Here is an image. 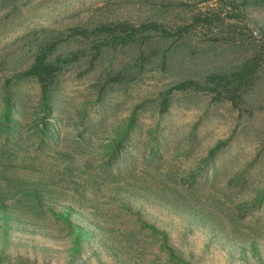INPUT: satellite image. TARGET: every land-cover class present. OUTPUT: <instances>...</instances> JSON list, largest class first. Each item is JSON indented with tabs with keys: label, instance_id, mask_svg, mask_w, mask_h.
Here are the masks:
<instances>
[{
	"label": "rangeland",
	"instance_id": "374dc122",
	"mask_svg": "<svg viewBox=\"0 0 264 264\" xmlns=\"http://www.w3.org/2000/svg\"><path fill=\"white\" fill-rule=\"evenodd\" d=\"M254 1L0 0V116L7 89L20 122L16 142L0 137V180L31 167L41 195L36 214L0 200V264H264V70L240 112L202 94H180L165 115L156 108L174 81L226 70L248 54L249 41L260 43L264 6ZM198 11H217L223 27L196 26L170 44L166 70L153 66L138 80L109 85L102 99L98 79L126 54H109L87 72L84 61L65 69L51 102L55 135L46 143L33 125L43 116L38 84L6 85L46 31L147 18L174 28ZM133 111L128 153L105 171ZM193 173L201 178L189 193L184 181Z\"/></svg>",
	"mask_w": 264,
	"mask_h": 264
},
{
	"label": "trees",
	"instance_id": "16d2710c",
	"mask_svg": "<svg viewBox=\"0 0 264 264\" xmlns=\"http://www.w3.org/2000/svg\"><path fill=\"white\" fill-rule=\"evenodd\" d=\"M13 2L14 0H11V5ZM254 2L264 6V0ZM222 21L220 13L217 11H198L192 16L191 23L183 22L174 28L168 26V23L162 19L147 18L140 22L127 19L98 20L90 24L75 25L63 31H46L45 35L35 42L29 64L14 71L11 77L7 78L6 85L11 84L15 89H18L23 82L34 81L38 84V111L43 116L33 125L39 136L37 139L41 143H46L55 135L54 122L50 119L51 102L60 75L65 69L84 61L86 63L85 72H87L94 69L97 64H103L109 54L118 52L126 54L127 59H124L120 64L110 62L108 67L110 70L104 77L98 79L96 94L102 99L109 85H123L138 80L146 70L153 66L166 70L167 63L172 62L171 56L174 52L170 44L188 38L198 25H206L205 27L210 31L214 28H222ZM234 26L230 25L231 29L234 30ZM260 37V43L255 41L247 43L250 47L248 54L230 68L212 71L198 78L184 77L166 87L164 91L160 92L156 103L158 114L168 113L174 98L178 96L180 98V94H202L208 96L212 102H229L234 109L240 112L246 101V96L255 88L260 74L264 70V29L261 30ZM224 40L229 42L228 38ZM159 42L165 43V46H156ZM232 44L236 45L237 41L234 40ZM242 44L245 45L243 42ZM2 99L4 112L0 116V137L11 135V140L16 142L15 137L20 122L15 119L17 112L14 110L15 101L12 100V95L7 89ZM136 116V111H133L127 131L121 141L123 144L117 143V148L110 158L114 161L105 163V171H108L106 169L111 163L123 162L124 156L127 155L128 152L125 149L129 144L125 138L134 129ZM222 146L223 144H218L212 148L208 157L212 158ZM151 156L152 159L155 158V154ZM3 157L8 162H13L8 153L4 152ZM27 171L28 173L23 177L17 170V174H11L10 181L8 178L0 180V200L4 201L9 197L12 207H18L21 212L29 209L36 214L39 212L36 203L40 200L41 195L35 188L37 184L33 179L32 168L28 167ZM187 178L184 181L186 183L184 187L188 188L189 193H192L198 186V179L201 177L198 178L197 174L193 173ZM61 220L62 225L70 227L72 231L73 226L66 217L61 218L60 222ZM154 234L159 238L165 236L163 232ZM74 252H79L78 247L74 249Z\"/></svg>",
	"mask_w": 264,
	"mask_h": 264
}]
</instances>
